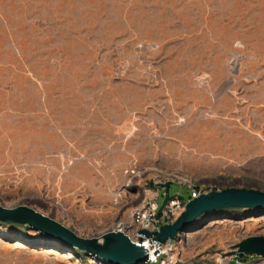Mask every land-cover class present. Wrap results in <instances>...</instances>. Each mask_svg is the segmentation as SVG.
I'll use <instances>...</instances> for the list:
<instances>
[{"label": "rangeland", "instance_id": "1", "mask_svg": "<svg viewBox=\"0 0 264 264\" xmlns=\"http://www.w3.org/2000/svg\"><path fill=\"white\" fill-rule=\"evenodd\" d=\"M171 173L207 193L264 192V0H0V206L96 238ZM188 229L177 257L218 264L264 236V212L209 213ZM79 258L0 224V264Z\"/></svg>", "mask_w": 264, "mask_h": 264}, {"label": "water", "instance_id": "2", "mask_svg": "<svg viewBox=\"0 0 264 264\" xmlns=\"http://www.w3.org/2000/svg\"><path fill=\"white\" fill-rule=\"evenodd\" d=\"M164 190L163 200L158 208L157 217L163 210L168 198L170 183L160 186ZM257 210L264 212V192L250 189L230 188L208 192L187 202L184 212L172 224L160 226L156 232L140 231L145 238L164 244L173 241L181 233L187 232L201 216L226 210ZM0 224L21 226L47 236L66 248L76 249L89 256H97L106 264H145L146 249L131 242L122 233L106 232L98 238H82L54 219L27 206L4 208L0 206ZM256 255L264 258V236L249 237L232 246L225 257L243 258Z\"/></svg>", "mask_w": 264, "mask_h": 264}, {"label": "built area", "instance_id": "3", "mask_svg": "<svg viewBox=\"0 0 264 264\" xmlns=\"http://www.w3.org/2000/svg\"><path fill=\"white\" fill-rule=\"evenodd\" d=\"M169 182L177 183L184 186L189 191L188 199L185 200L181 196H170L157 217V211L159 208V189L160 186ZM156 188L151 190L143 202L133 208L127 219L115 220L110 229L106 232H113V228L122 226L126 233H124L131 242L143 246L147 251V260L145 264H184L183 261L175 254L177 250L176 243L180 236L176 240L167 241L164 244L153 241L151 238H145L140 231L156 232L160 226L165 224L174 223L177 218L184 212L187 202L199 197L201 194L207 193L206 190L200 188L192 179L185 178L179 174H164L162 182H157ZM170 188V187H169ZM163 190V189H162ZM164 197V190H163ZM148 243L149 246L145 247L144 244ZM86 263L88 264H106L101 258L97 256H85ZM81 259H77L76 264H80ZM218 264H245L241 259L232 256L225 257L219 256L217 260Z\"/></svg>", "mask_w": 264, "mask_h": 264}, {"label": "bare ground", "instance_id": "4", "mask_svg": "<svg viewBox=\"0 0 264 264\" xmlns=\"http://www.w3.org/2000/svg\"><path fill=\"white\" fill-rule=\"evenodd\" d=\"M113 232H115V233H122V234L126 233L125 230H124V228H123L122 226H118V227H116V229H114ZM124 235H125V234H124ZM125 236H126V235H125ZM126 237H127V236H126ZM96 238H98V242H99V243L102 241L101 236H100V237H96ZM128 239H129V238H128ZM144 246L147 247V246H149V245H148L147 243H145Z\"/></svg>", "mask_w": 264, "mask_h": 264}]
</instances>
